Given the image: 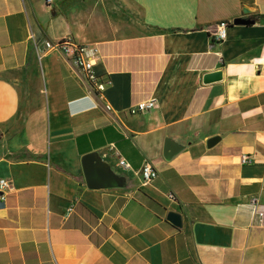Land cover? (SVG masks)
<instances>
[{
    "label": "crops",
    "instance_id": "0c3cea01",
    "mask_svg": "<svg viewBox=\"0 0 264 264\" xmlns=\"http://www.w3.org/2000/svg\"><path fill=\"white\" fill-rule=\"evenodd\" d=\"M66 38L102 93L44 48ZM86 155L119 186L87 188ZM0 179V264H264V0H0Z\"/></svg>",
    "mask_w": 264,
    "mask_h": 264
},
{
    "label": "built area",
    "instance_id": "2783aa9c",
    "mask_svg": "<svg viewBox=\"0 0 264 264\" xmlns=\"http://www.w3.org/2000/svg\"><path fill=\"white\" fill-rule=\"evenodd\" d=\"M47 5L53 3V0H46ZM229 24L227 22L221 21L215 25L214 31V41L217 43L223 42L226 38V31ZM46 50H55L60 52L63 56L68 58L71 63L81 72L85 82L98 93H102L105 86L108 82L103 81L95 71L93 59L97 55V51L93 48H90L86 45H81L76 43L72 38H66L57 43L46 42L44 44ZM156 103L154 100H149L146 102L138 103L129 108V115H138L151 111L155 108ZM108 109V107H106ZM249 158L247 155H242L240 157L241 164H247ZM119 165L125 169L129 168L124 161H120ZM139 175L143 183H150L156 177V171L151 167L149 163H145L140 171ZM10 183L6 180L0 179V205L4 204L6 193L9 190ZM249 205L253 208V215L256 220V225L258 227L262 226L264 214L259 211L258 200L252 198L249 202ZM73 211V206H69L67 209V214H70Z\"/></svg>",
    "mask_w": 264,
    "mask_h": 264
},
{
    "label": "water",
    "instance_id": "95a60500",
    "mask_svg": "<svg viewBox=\"0 0 264 264\" xmlns=\"http://www.w3.org/2000/svg\"><path fill=\"white\" fill-rule=\"evenodd\" d=\"M234 25H245L246 21L242 19H236L233 22ZM222 78L221 71H216L203 75L202 83L208 85L214 82L220 81ZM217 139H211L208 141V146L215 143ZM180 147L173 144L171 141L166 140L163 149V157L166 160L171 159ZM83 176L87 188L89 189H103V188H115L119 186V182L114 178L109 171L104 170L102 167H98L93 155H86L81 160ZM166 220L175 227L180 226V216L174 213H169Z\"/></svg>",
    "mask_w": 264,
    "mask_h": 264
},
{
    "label": "trees",
    "instance_id": "16d2710c",
    "mask_svg": "<svg viewBox=\"0 0 264 264\" xmlns=\"http://www.w3.org/2000/svg\"><path fill=\"white\" fill-rule=\"evenodd\" d=\"M260 19V17H253L251 19V21L247 22L248 25H252L254 24L255 22H257L258 20Z\"/></svg>",
    "mask_w": 264,
    "mask_h": 264
}]
</instances>
